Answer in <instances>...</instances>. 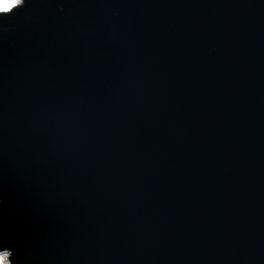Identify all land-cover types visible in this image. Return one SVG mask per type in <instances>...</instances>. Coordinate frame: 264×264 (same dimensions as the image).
Wrapping results in <instances>:
<instances>
[{"label":"water","instance_id":"obj_1","mask_svg":"<svg viewBox=\"0 0 264 264\" xmlns=\"http://www.w3.org/2000/svg\"><path fill=\"white\" fill-rule=\"evenodd\" d=\"M2 251L264 264V0L0 13Z\"/></svg>","mask_w":264,"mask_h":264},{"label":"snow or ice","instance_id":"obj_2","mask_svg":"<svg viewBox=\"0 0 264 264\" xmlns=\"http://www.w3.org/2000/svg\"><path fill=\"white\" fill-rule=\"evenodd\" d=\"M22 3L23 0H0V13H9ZM10 255L7 251L0 252V264H10Z\"/></svg>","mask_w":264,"mask_h":264}]
</instances>
